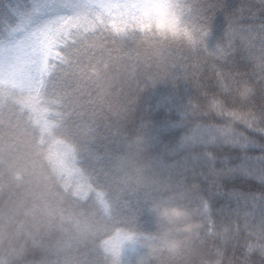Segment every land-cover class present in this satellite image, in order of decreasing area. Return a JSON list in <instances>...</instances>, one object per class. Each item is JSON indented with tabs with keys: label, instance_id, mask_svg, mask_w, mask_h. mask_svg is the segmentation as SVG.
I'll return each instance as SVG.
<instances>
[{
	"label": "trees",
	"instance_id": "1",
	"mask_svg": "<svg viewBox=\"0 0 264 264\" xmlns=\"http://www.w3.org/2000/svg\"><path fill=\"white\" fill-rule=\"evenodd\" d=\"M64 1L0 0V46ZM164 2L170 35L134 9L62 28L35 108L0 82V264H264V0ZM151 204L200 227L169 247Z\"/></svg>",
	"mask_w": 264,
	"mask_h": 264
},
{
	"label": "rangeland",
	"instance_id": "2",
	"mask_svg": "<svg viewBox=\"0 0 264 264\" xmlns=\"http://www.w3.org/2000/svg\"><path fill=\"white\" fill-rule=\"evenodd\" d=\"M149 0H65L37 13L19 31L14 39L0 46V82L25 90L35 108L33 95L38 91L47 58L52 53L53 41L62 28L79 22L92 7L109 13L128 12L129 9L144 12ZM57 149V161L61 167L74 172L68 152ZM63 152V153H61ZM87 191V190H86ZM134 241L119 235L105 244L107 251L120 255L132 249Z\"/></svg>",
	"mask_w": 264,
	"mask_h": 264
},
{
	"label": "clouds",
	"instance_id": "3",
	"mask_svg": "<svg viewBox=\"0 0 264 264\" xmlns=\"http://www.w3.org/2000/svg\"><path fill=\"white\" fill-rule=\"evenodd\" d=\"M143 15L146 25L151 26L162 36L173 34L182 24L173 6L164 2V0H149ZM241 90L243 91V89ZM149 210L164 225L170 226V229L168 227L165 228L163 236L164 242L169 247H176L181 243L187 242L191 234L200 227L195 217L200 215L202 210L196 207L189 209L175 205L151 204ZM170 231L183 233L184 236L180 239L176 237L170 238Z\"/></svg>",
	"mask_w": 264,
	"mask_h": 264
},
{
	"label": "snow or ice",
	"instance_id": "4",
	"mask_svg": "<svg viewBox=\"0 0 264 264\" xmlns=\"http://www.w3.org/2000/svg\"><path fill=\"white\" fill-rule=\"evenodd\" d=\"M212 47L216 51V53L218 55H222L223 54V49L222 48H216V45L215 44H213ZM217 75H219V73H217ZM262 159H264V157H262ZM257 179H259L262 183H264V176L257 177ZM217 194H219V195H226L228 199H234L237 196V194L234 193V192H232V191H228L226 194L225 193H222L220 191L219 186L217 188ZM204 207H205L206 210L208 209L209 205H208V202L207 201H204Z\"/></svg>",
	"mask_w": 264,
	"mask_h": 264
}]
</instances>
